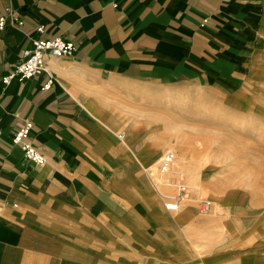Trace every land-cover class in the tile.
Returning <instances> with one entry per match:
<instances>
[{
    "label": "crops",
    "instance_id": "1",
    "mask_svg": "<svg viewBox=\"0 0 264 264\" xmlns=\"http://www.w3.org/2000/svg\"><path fill=\"white\" fill-rule=\"evenodd\" d=\"M4 7L22 25L0 31V264H114L135 238L157 264H264V215L240 213L243 195L205 194L208 215L193 201L172 213L148 177L176 138L171 125L264 110V0H0V16ZM55 37L76 50L46 58L49 90L46 73L2 83L31 40ZM24 121L41 166L11 144Z\"/></svg>",
    "mask_w": 264,
    "mask_h": 264
},
{
    "label": "rangeland",
    "instance_id": "2",
    "mask_svg": "<svg viewBox=\"0 0 264 264\" xmlns=\"http://www.w3.org/2000/svg\"><path fill=\"white\" fill-rule=\"evenodd\" d=\"M219 115L213 112L212 118H205V122L201 120L202 118H195L196 122L171 125L167 132L176 138H171L170 145L165 146L164 150L171 149L176 153L175 172L183 175L187 184L198 188L203 196L207 195L216 202L224 198L225 194L235 191L244 196L243 201L237 204L239 212L259 213L262 218L264 215V110L253 117L244 114L242 119ZM152 169L153 166L145 168L148 171ZM191 206L189 205L190 208ZM189 207L186 205L184 210ZM132 209L141 216L146 214L143 207H138L137 210L133 203ZM216 209L218 208H215V213L211 215L219 214ZM141 222L145 227V221ZM166 224L165 222V228H169L170 226ZM211 228L212 241L219 242L220 229L213 226ZM153 236L155 235L150 237ZM116 239L117 243L120 240L123 244L122 238ZM133 241L126 243V248H133L126 250L127 258L130 260L124 257L125 254H120V258L116 256L114 264H124L123 258L132 264H144L145 258L148 264H157L160 261L159 255L154 250L149 251L147 255H141L139 247L135 246ZM148 246L155 248L154 245ZM103 255L106 260H101L107 262V252Z\"/></svg>",
    "mask_w": 264,
    "mask_h": 264
},
{
    "label": "built area",
    "instance_id": "3",
    "mask_svg": "<svg viewBox=\"0 0 264 264\" xmlns=\"http://www.w3.org/2000/svg\"><path fill=\"white\" fill-rule=\"evenodd\" d=\"M8 24L12 26L22 25L19 15L10 7H4L0 16V31L4 30ZM36 31L40 34L44 33L43 26H38ZM76 50V46L60 37L40 38L31 40L30 47L23 49L20 61L12 68V70L2 78V83L7 86L12 80H28L40 76L43 73L48 75L46 84L42 90H49L55 81V77L46 70V58H63L72 57ZM32 123L24 121L22 126L16 130L11 137V144L20 148L23 157L35 166H41L45 162L44 156L31 144L30 133ZM123 138L122 135L119 136ZM1 141V129H0ZM176 163V155L173 150H166L160 157L156 175L153 178L150 174L148 177L159 198L164 202V209L168 212L178 213L183 206L193 201L197 204L198 213L200 215H208L211 212L213 203L208 198L198 194L191 197V187L185 183L183 175L179 174L172 178L173 169ZM171 190L169 194L164 193L161 188Z\"/></svg>",
    "mask_w": 264,
    "mask_h": 264
}]
</instances>
